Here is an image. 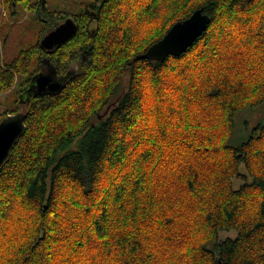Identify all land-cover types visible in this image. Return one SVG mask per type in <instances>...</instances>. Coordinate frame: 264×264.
<instances>
[{
	"label": "trees",
	"instance_id": "16d2710c",
	"mask_svg": "<svg viewBox=\"0 0 264 264\" xmlns=\"http://www.w3.org/2000/svg\"><path fill=\"white\" fill-rule=\"evenodd\" d=\"M199 9L184 54L142 58ZM25 19L34 38L0 46V113L27 127L0 166V264H264V117L236 124L264 104V0H0V38ZM48 69L63 88L38 95Z\"/></svg>",
	"mask_w": 264,
	"mask_h": 264
},
{
	"label": "water",
	"instance_id": "95a60500",
	"mask_svg": "<svg viewBox=\"0 0 264 264\" xmlns=\"http://www.w3.org/2000/svg\"><path fill=\"white\" fill-rule=\"evenodd\" d=\"M196 21V26L192 23ZM211 24V17L203 13V10H196L188 19L174 24L162 40L154 44L148 49L142 58L164 62L169 56H180L184 54L200 37L206 33ZM78 26L73 18H68L53 31L46 34L40 44L49 54H52L53 47L48 39L50 33L66 31L71 35V38L77 32ZM63 45V44H61ZM60 45V46H61ZM56 49V48H55ZM63 88V84L58 80L56 74L47 70L38 74L29 88L38 95L42 94H56ZM8 123L12 124L11 136L5 137L3 142H0V166L8 162L11 153L15 146L19 143L27 131L26 127V113L24 110L16 114L9 115Z\"/></svg>",
	"mask_w": 264,
	"mask_h": 264
},
{
	"label": "rangeland",
	"instance_id": "374dc122",
	"mask_svg": "<svg viewBox=\"0 0 264 264\" xmlns=\"http://www.w3.org/2000/svg\"><path fill=\"white\" fill-rule=\"evenodd\" d=\"M28 22V19L16 23L9 20L8 23L3 26L1 31L2 38H0V46L2 47L1 54L5 61H9L14 58L20 49L34 38L35 32L28 26ZM3 37H6L5 41H3ZM261 117H264V104L254 111H247L238 115L236 118L238 130L243 129V121H248L249 125H254ZM238 138L239 137L233 136L230 140V144L232 146L238 145ZM235 184L239 185L240 181L235 180ZM235 235V232H229L222 233L221 237L222 239H225L227 237H234Z\"/></svg>",
	"mask_w": 264,
	"mask_h": 264
},
{
	"label": "snow or ice",
	"instance_id": "6c2138e0",
	"mask_svg": "<svg viewBox=\"0 0 264 264\" xmlns=\"http://www.w3.org/2000/svg\"><path fill=\"white\" fill-rule=\"evenodd\" d=\"M192 26H196V21H193ZM49 41L53 50L58 48L61 44H67L71 40V35L66 31L50 33L48 36ZM8 117L4 116L3 113H0V142H3L5 137L11 136L12 134V124L8 123Z\"/></svg>",
	"mask_w": 264,
	"mask_h": 264
}]
</instances>
